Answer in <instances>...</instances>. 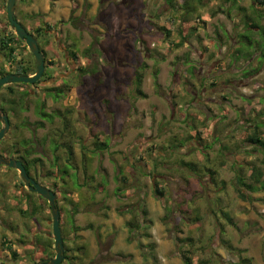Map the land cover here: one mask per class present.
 Instances as JSON below:
<instances>
[{
    "label": "rangeland",
    "instance_id": "374dc122",
    "mask_svg": "<svg viewBox=\"0 0 264 264\" xmlns=\"http://www.w3.org/2000/svg\"><path fill=\"white\" fill-rule=\"evenodd\" d=\"M132 1L130 7L126 0L105 3L108 13L105 22L102 21L100 11L105 5L100 6L99 0L17 1V18L27 29L41 22L45 25L47 21L57 26V35H52L48 43L43 44L41 38L40 41L48 58H54L51 67L59 78L75 67L68 63L71 58L66 55V47L74 48L79 53L77 65H86L89 59L83 57L82 52L98 37L100 40L96 46L103 54L100 58L103 81L94 94V103L102 106V112L94 117L89 114V119L75 121V125L79 127V133L89 148L101 131L109 135V152H104L103 156H92L90 161L88 159L90 168L85 175L80 167L82 151L79 144L75 145V166H79L77 181L81 186L75 184L71 177L63 185L60 182L62 175L56 174V178L52 176L46 180L39 176V182L52 190L54 181H58V205L63 208L60 207L61 213H64L61 228L63 238L68 239L64 242L69 254L62 264H184L182 250L189 248L200 258L217 260L215 264H233L243 256H248L254 264H264V175L262 183L250 178L253 165L264 168V150L255 149L250 142L245 141L250 120L256 118L264 124V38L262 40L259 28H253L254 33L248 38L245 15L250 21L262 26L264 16L260 18L253 11L252 5H256L253 0H177L179 6L187 3L183 5L189 11L190 19L184 21L181 15L184 11L181 9L176 12L174 22H171L168 20L169 11L165 0ZM4 2L0 0V32L3 29L9 30L5 25L8 16L3 9ZM48 4L51 8L44 12L43 7ZM239 7L246 8L245 15L238 10ZM32 15H36L34 20L28 18ZM73 16L79 18L75 25L71 22ZM164 24L172 29L171 36H166L160 29ZM245 34H248L245 40L250 39L253 45L240 40ZM184 35H187V39ZM182 40L183 43L175 45L174 42L177 44ZM236 49L242 51L240 57L234 55ZM142 63L147 64L142 84L148 94L146 98L136 96L132 90L134 69ZM5 68L12 70L8 62ZM86 78V87L79 83L58 101L48 98V110L72 107L75 110L73 117H77V110L84 106L83 102L87 98L85 91L95 84L91 75ZM116 79H124V82L117 83ZM213 82L216 84L213 85ZM47 84L58 83L48 80ZM28 87L32 90L34 88L27 85L26 89ZM3 89L0 90V98L7 96L6 87ZM177 104L181 105V111L188 106V111L211 119L208 128L203 126L202 139H199V146L203 147L205 154L196 150L193 146L195 141L170 148V143L176 139L189 133L196 134L186 123L180 122L184 117L177 115ZM26 115L31 121L38 119L32 111L14 119L15 126H11L10 134L5 143L0 144V149L17 142L24 135L30 136L27 128L20 127ZM50 128L49 123L46 128H40L38 137L47 134ZM214 128L217 130L213 131ZM204 143L211 144V147L204 149ZM159 144H165L161 147H164L165 152H172L171 157L162 159L164 152ZM151 146H154V151L150 150L153 154L151 157L154 160L161 158V162L165 163L156 167L154 160L149 158V167L145 163L136 162L134 168L131 164L134 162L133 154L146 153ZM47 152L50 160L46 166L55 172L51 164L53 155L50 149ZM206 154L210 159L208 164L218 170V181L224 183H214L209 189L213 192H210L196 181L195 190L198 193L187 192V196H194L193 206L196 203L202 207L200 220H195L194 215L191 217L192 212L182 211L178 214L180 217L168 219L171 223H160L157 220L156 224L155 219L145 220V226L132 233L126 221L120 223L118 212L133 202H141V206H145L146 201L145 207L150 205L151 212L158 216L157 210L153 208L157 207L152 192L153 172L157 175L160 170L168 169V185L175 195L174 191L180 184L186 183L179 175L180 168L176 167L180 159L201 160L204 165ZM120 167L135 175L132 186L123 191H117L121 190V183L116 180ZM240 167H243V171ZM95 169L98 173L94 172ZM142 169L148 175H142ZM175 170L177 172L172 173ZM240 171L259 190L250 191L240 186L237 181ZM92 174L94 178H91ZM202 176L205 185L210 178L209 173L205 172ZM62 186H66V189ZM239 186L247 195L246 199L240 195ZM101 188H105L104 191ZM65 190L67 197L63 193ZM29 191L21 184L17 170L0 166V263L34 264L36 259L55 255L51 210L47 201L39 199L43 208L38 215L25 217L21 213V209L33 207V203L25 197ZM218 196L222 198L221 202H215ZM211 199L213 205H216L213 208L219 212L224 205L233 217L232 222L223 217L219 223L212 212L206 213ZM181 204L180 208L183 207ZM75 205L78 206V212L74 221L82 227L77 232H74L64 212L66 207L72 208ZM169 210V213L173 212L171 208ZM136 211L141 213V209ZM89 224H93V228H84ZM223 226L225 231L221 234L220 227ZM36 234L53 240L50 250L42 251ZM3 235L11 240L12 249L4 245ZM188 236L193 237V245L190 241L178 240ZM223 239H228L237 248L236 251H229L228 243H224ZM13 250L18 252L17 259Z\"/></svg>",
    "mask_w": 264,
    "mask_h": 264
},
{
    "label": "trees",
    "instance_id": "16d2710c",
    "mask_svg": "<svg viewBox=\"0 0 264 264\" xmlns=\"http://www.w3.org/2000/svg\"><path fill=\"white\" fill-rule=\"evenodd\" d=\"M4 1L5 2L3 4V9L7 12L6 10L7 1L6 0ZM31 1L32 0H20V3L22 2L30 3ZM126 1L129 7L133 4L132 0H126ZM253 1L256 5H252V9L253 11L256 12L257 16L260 15V18H261L262 16H264V0H253ZM107 2L112 3L114 2V0H99L100 6L105 5V3ZM165 3L169 11V15H168L169 21L174 22L176 12L178 13L181 9L184 11L181 14L184 21H187L190 19L189 11L183 5V4H187L186 2L182 3L181 6L178 5L177 0H165ZM87 6L90 7V4L87 3ZM261 6H263V8ZM104 8L100 9L101 16H102L101 18L103 22L106 21V17L108 15V13L106 12L107 11L106 5ZM238 10L244 15L247 12L246 8H243V7H239ZM245 16H246L245 18L247 19L246 30L249 31V35L245 34L239 37L241 41L248 42L249 45L250 44L253 45L252 41H250V39L249 41L245 40V37H247L248 35V38H251L253 28H259L260 29L259 34L263 40L264 26H262L261 24H258V22L250 21V18H248L247 15ZM28 18L34 20L36 18V15L28 16ZM78 20H79L78 17H75V16L71 17V22L73 25H75ZM5 25H7L9 30L3 29L0 32V76L11 73V72L18 73V74H33L36 71V62H35V57L33 53L29 50L26 43L22 39L19 38V36L15 33V31L10 29L9 19L6 21ZM160 29L166 33V36H171L172 29L168 28L166 24H164L163 26H160ZM28 30L31 33H33L35 37L37 38V40L39 41L41 50L45 55L47 70H45L43 77L33 84L20 82V83H9V84L2 86L0 90L3 91L5 90L3 88L6 87L7 96H3L0 98V101H1L0 107H2L4 111L9 115L12 127L13 125L15 126L14 119H18L20 116H22L23 113H28V111H30L32 108L34 109L33 112L38 117V119L31 121L26 115L25 119L22 122H20V127L27 128V130L30 131V136L24 135L17 142L1 147L0 151L6 154H9L12 157H16L18 159L23 160L28 172L30 173L32 172L33 176L37 180H40V177H43L44 180L52 176L56 178V174H58V175H62L61 177L62 180H60V182L63 185L64 183L66 185V183H68V180H69L68 177H71L75 184H77L78 186H81V184H78V181H77L79 166L77 165L75 166V161L77 159L75 145L79 144L80 149L82 151L81 152L82 153V159H81L82 165L80 164V167L82 166V169L84 170L85 175H87L88 170L90 168V165H88L87 160L89 159L90 161L92 159V156H95V155L103 156L104 152L105 153L109 152V147H110V143L108 141L109 139H107L109 138V135H105L103 131H101V133L95 136L93 146L89 148V146L85 143V138H83L82 135H80L79 133V127L75 125V121L78 122L80 121V119H89L87 116L89 114L92 117H94L95 115H98L102 112V106H97L94 103L95 91L99 87H101L102 81H103L102 79L103 72H102L101 62H100L101 61L100 58L102 59L103 54H102L101 49L96 46V44L99 43L100 39L98 37H95L92 43L83 50L82 56L89 59L86 65H82L81 63H78V67L76 68V70H71L68 74H66L63 80V84L46 85V84H43L41 81L42 79L49 80L52 77V71L49 70L48 67H50V65H54V61L53 59L48 58V53L46 49L44 48L43 44L48 43L52 35L54 36L57 35L56 34L57 26L49 22H45V25H44L41 22L40 24H37L35 27H32V29L28 28ZM181 33L183 34V32ZM40 38L44 40L43 44L41 43ZM184 38L187 39V35L186 36L184 35ZM183 41L184 40L177 42V44L176 42L174 43L175 45H179V43H183ZM171 43H172V40H171ZM256 43L258 44L257 41ZM26 50L32 56H29ZM66 52H65L66 55L68 54V56L75 63L79 60L80 56H79V53L76 51V49L71 48V47H66ZM241 52H242L241 50L238 51V49H236V51L234 52V55L240 57ZM6 62H8V64L11 66L10 68L12 69L11 71L6 70L5 68ZM146 67H147V64L145 63L138 65L134 69V76L132 78V90L136 96H140L142 98H146L148 96V94L142 88L144 75H145L144 69ZM190 71H192V68H190ZM75 75L77 76L76 78H75ZM87 75H91V78L94 80L95 84L94 86L91 85V88L85 91V95L87 96V98L83 102L84 106L79 107V109L77 110V117L75 118L73 117V113L75 110L72 107H69L66 110H61L60 108H53L52 110H48L47 108L48 98H52L53 100L58 101L62 96H65L68 92H71L73 87L75 85H78L79 83L83 87H86L87 85L86 76ZM115 81L117 83H120V82H124V79H116ZM212 84L215 85L216 83L213 82ZM27 85L30 87H34L33 90L29 87L28 89H26ZM41 85L45 87H42ZM135 95L132 94L131 97L134 98ZM192 97L194 98L193 95ZM180 107L181 105L177 104V113H178L177 115L184 117V119H182L180 122L186 123L190 129L195 131L196 134L189 133L187 136H184L183 138L179 140L176 139L174 142L170 143L169 146L171 149H174L176 146H182V145H185L187 142L195 141L196 143L193 146H195L197 151L203 153V151L205 150H203V147L201 148L199 146V143H200L199 139H202L201 132H202L203 126L207 127V124L210 123L211 119H206L205 117L203 118L197 112H192L190 110L188 111V108H186L188 106H185L183 111H181ZM175 113L176 112H174V114ZM197 121H199V123ZM47 123L51 125V128L48 130L47 134H44L42 135L41 138H39L38 130L40 128H46ZM108 125H109V122H108ZM263 126H264L263 122L258 121L256 118L254 119V121L250 120L249 122V130L245 134V141L250 142L254 146L255 149L261 148L264 150ZM0 128H1V124H0ZM50 130L52 131L50 132ZM216 130H217L216 128L213 129V131H216ZM51 133H52V136H51ZM9 134L10 132L5 136V138L0 142V144L5 143V140L8 138ZM102 135H104V137ZM214 138L218 140L217 136L216 137L214 136ZM50 140L52 141V143L50 142ZM214 143H217V142L214 140ZM159 145H160L159 147L162 149V153L164 152V156L162 157V159L166 157H171L172 152H165L164 147H161L165 144H159ZM40 147L42 148L41 151L39 150ZM207 147L210 148L211 144L204 143V149H206ZM153 148L154 146H151L149 149H147L146 153L145 152L144 153L139 152L138 154L134 153L132 156L133 157L132 160L134 162L131 163L133 167L135 168L136 162L145 163V165H148L149 167V162H150L149 158L153 159L151 157L153 154H151L150 150L154 151ZM47 149H50V152L53 155L51 164L52 166L55 167V172H53L46 166L47 161L50 160V158H48ZM139 151H142V150H139ZM114 153L115 152H111V154H114ZM165 153H168L169 155ZM203 154H205V152ZM206 157H207L206 158L207 161L204 165L201 163V160H186V158L184 157L181 158L179 163L176 165L177 168H180V173H179L180 177H183L186 181L185 184H180L179 186L180 188L177 190L179 194V195L177 194V196H180V198L182 197L184 198L185 196L184 201H181V203L183 204L180 203L183 207L180 208V204L178 202L177 204L179 206L177 210L184 212V207H190L191 205H193L192 201L195 202L194 196L190 198L187 196L188 194H190V192L196 191L193 188V178L197 181L198 185L203 186V188H206L210 192H213L209 189H210V186H213L214 183L216 185H218L219 183L220 184L224 183L223 181L221 182L218 181L217 175H216L218 173V170L214 165L208 164L210 163L209 162L210 159L207 156V154H206ZM127 159L128 158L126 157V160ZM154 162H155L156 167H158L159 165H162V163H165V162H161V158L159 160L157 159L154 160ZM223 163L224 162L221 161V164ZM183 167H185L186 169H183ZM240 169L241 171H243V167H240ZM166 170L167 171L160 170V172H158L157 175L154 174L153 172L152 188L155 194H157L159 198L161 199V201L163 202V205L167 207V213H168L170 211L169 210L170 208L173 210L172 206L169 207L168 202L173 201L172 199H174L175 195H173V191H171L170 184L168 185V174H167L168 169ZM241 171L237 177L238 184L240 186L246 187L250 191L259 190V187L255 183L248 182L246 180V178L243 176V173ZM94 172L98 173V170L95 169ZM175 172L177 171L175 170L172 173H175ZM205 172L209 173L210 178L207 179L205 185H203L204 184L203 181L205 180L203 179L202 175ZM141 174L145 176V175H148V172L142 169ZM263 175H264V168H259L258 166H255V165L252 166L251 172H250V178L253 179L254 182L262 183ZM136 176L139 178L138 175ZM91 178H94L93 174L91 175ZM134 178H135L134 174L131 175L130 172L129 171L127 172L124 167H120V174L116 175V180H118L121 183L120 185L121 190H117V191H123L125 188L129 187L130 185L132 186V181ZM54 182L55 183H53V190L56 192L58 188L57 187L58 181L55 180ZM21 184L25 185L22 179H21ZM101 185L102 184H100V186ZM240 186L238 188V191L240 195L244 199H246L247 195L241 189ZM62 187L66 189V186H62ZM184 187H187V188L184 190L183 189ZM101 189H103L104 191L105 188H101ZM63 193L65 197H67V194H68L67 191L65 190ZM194 193H198V192L196 191ZM127 195L129 194L127 193ZM131 195L132 194H130V196ZM25 197L27 201H29L30 203H33V207L21 209V213L23 214V216L27 217V216H32V215L33 216L38 215V213H40L41 209L43 208L39 199H45V198H43L41 195L33 191H29L27 194H25ZM35 199H37L38 201L37 200L35 201ZM188 201H191V202L188 203ZM221 201H222V198L219 196L215 200V202H221ZM139 204L142 205L141 202ZM213 204H214L213 200L212 199L209 200L208 208L206 209H208V212L213 213L212 215L217 221H219V223H221V216L225 217L226 220L229 222L233 221V217L229 211L222 209L221 212H219L215 208H213L216 206ZM194 206H193L195 209L194 218L195 220H200L201 219V216H200L201 206L196 203L194 204ZM77 208L78 206L75 205L72 208L66 207L64 210V212L69 218V221L71 222L74 232H77L78 230L82 229V227L76 225L74 221L75 215L78 212ZM196 210H198L197 211L198 213H196ZM171 213L172 212L168 213L169 214L167 215L168 219L172 216ZM62 215H64L63 211L61 213V225H62V219H63ZM145 215H146V210H143L142 216H141V219H142L141 222L137 218H133L129 222H127L130 233H132L136 229L141 228V225H142L141 223L145 221ZM50 216L52 217V212H50ZM38 218H40V216H38ZM84 228H87V229L93 228V224H89L88 226H85ZM220 229H221L220 231L221 234H223V231H225L224 226L220 227ZM36 236L41 245L42 251L46 252L50 250L49 247L53 246V240L48 236H42L39 234H36ZM3 239H4V245L6 244L10 249H12V242L11 240H9L8 236L3 235ZM66 239L64 238V240ZM178 240L180 242L190 241L191 245H193L194 243L193 237H186V238L180 237ZM223 241L224 243H228L227 249L229 251H236L237 248H235V246L231 242H229L228 239H223ZM13 254L16 259L19 257L18 252L16 250H13ZM65 254H66L65 259H68L69 254H68V247L66 246V244H65ZM182 254L184 257V264H194L197 262L201 264H208V263L215 264V262L217 261V260L213 261L211 258L210 259L200 258L199 256L193 254V251L191 250V248L182 250ZM35 259L36 258H34V260ZM41 259H36L34 261V264L37 263ZM0 264H4V263L1 262ZM233 264H254V263L248 256H243L237 262Z\"/></svg>",
    "mask_w": 264,
    "mask_h": 264
},
{
    "label": "water",
    "instance_id": "95a60500",
    "mask_svg": "<svg viewBox=\"0 0 264 264\" xmlns=\"http://www.w3.org/2000/svg\"><path fill=\"white\" fill-rule=\"evenodd\" d=\"M16 4L17 0H7L6 10L9 19L10 27L15 31V33L22 39L29 50L33 53L36 62V71L33 74H18V73H8L0 76V88L9 83H30L33 84L41 79L46 70V60L45 55L41 50L39 41L33 33H31L26 26H24L17 18L16 15ZM0 142L5 138L7 133L11 128V121L9 115L0 107ZM0 165H5L9 168L18 170L22 181L28 190L33 191L45 198L52 212V229L54 235V248L55 256L42 259L35 264H61L66 257L65 254V243L61 228V210L58 206V196L57 193L43 185L39 180L32 177L24 162L22 160L9 157L0 152Z\"/></svg>",
    "mask_w": 264,
    "mask_h": 264
},
{
    "label": "crops",
    "instance_id": "0c3cea01",
    "mask_svg": "<svg viewBox=\"0 0 264 264\" xmlns=\"http://www.w3.org/2000/svg\"><path fill=\"white\" fill-rule=\"evenodd\" d=\"M68 5V4H67ZM16 6H17V4H16ZM51 7H50V4H48V5H46V6H44L43 7V9H44V12H48V10L50 9ZM49 17V16H48ZM48 17H47V19H48ZM48 22V21H47ZM54 59V58H53ZM193 180H194V178H193ZM195 187H196V180L193 182V188H194V190H195ZM180 188V187H179ZM178 188V189H179ZM143 189V188H142ZM177 189V190H178ZM177 190H175L174 192L176 193L175 194V196H174V199H172L173 201H171V202H168V204H169V207H171L172 206V208H173V212L171 213V217L172 218H178V217H180V216H178V214H180V212L181 211H179V210H177L178 209V202H179V200H182V198H180V196H177V194H178V192H177ZM152 192H153V194H154V199H155V201L157 202V207H155V206H153V208L154 209H156L157 210V215L158 216H156L155 215V213H153V212H151V209H150V205L149 206H147V207H149L148 209H147V207H145L146 206V201H144V203H145V206L143 205V206H141L139 203H136V202H133L130 206H125L124 207V210H120L119 212H118V214L121 216V218H119V219H121V222L120 223H122L123 222V220L124 221H126V222H129L131 219H133V218H137V219H139V221L141 222V216H142V211L143 210H146V215H145V220L146 221H153V219H155L156 220V224H157V220L160 222V223H167V222H169V223H171V220H168V218H167V215H169L168 213H167V207H165L164 205H163V202L161 201V199L157 196V194H155V192L153 191V188H152ZM135 193H137V189H135ZM142 195V194H141ZM173 195H174V193H173ZM179 195V194H178ZM192 195L193 194H191L190 196H188L189 198L190 197H192ZM142 197H143V195H142ZM157 199H156V198ZM175 198H177V199H175ZM195 207V206H194ZM194 207H193V205H191L190 207H184V212L185 211H188V213L189 212H192V216L191 217H193V215L195 216V212H194ZM141 209V213L139 214L136 210H140ZM223 209L225 210V208H224V205H223ZM200 210H201V212H202V207H200ZM226 211H228V210H226ZM208 212V210H206V213ZM182 213V212H181ZM201 214V213H200ZM157 218V219H156ZM221 218H223V216H221ZM188 221V220H187ZM125 222V223H126ZM186 222V221H185ZM222 222V221H221ZM142 225H141V227H143V226H145V224H144V222L143 223H141ZM146 225H148V224H146ZM188 237H190V236H188ZM183 238V237H182ZM186 238V237H185ZM156 245V244H155ZM156 249V248H155ZM155 255H156V251H155Z\"/></svg>",
    "mask_w": 264,
    "mask_h": 264
},
{
    "label": "flooded vegetation",
    "instance_id": "af4514ba",
    "mask_svg": "<svg viewBox=\"0 0 264 264\" xmlns=\"http://www.w3.org/2000/svg\"><path fill=\"white\" fill-rule=\"evenodd\" d=\"M70 59H68V63L69 64H71L72 66H75V67H73V69H71V70H76V68L78 67V65H77V63H75L72 59L69 61ZM72 62V63H71ZM52 65H50V67H48V69L49 70H51L52 71V77L49 79V80H51V81H55L56 83H58V84H47V81H48V79H42V83L43 84H46V85H59V84H63V80H64V78H65V76H63V77H58L57 75L58 74H54V69H52V67H51ZM46 67H47V65H46ZM46 70H47V68H46ZM70 70V71H71ZM77 76L75 75V78H76ZM59 78V79H58ZM197 96V95H196ZM48 108V107H47ZM57 108V107H56ZM30 111H34V109L32 108ZM30 111H28V113L30 112ZM0 124H1V122H0ZM1 152V151H0ZM2 154H5V155H7V156H9V157H12V156H10L9 154H6V153H2ZM13 158H16V157H13ZM16 159H18V158H16ZM19 160H21V159H19ZM23 161V160H22ZM0 166H5V165H0ZM5 167H7V166H5ZM8 170H12L13 168H7ZM16 170V169H15ZM18 171V170H17ZM29 174L32 176V177H34L33 176V174H32V172L30 173L29 172ZM35 178V177H34ZM36 179V178H35ZM37 180V179H36ZM26 187V186H25ZM27 188V187H26ZM55 256V255H54ZM49 258H51V257H49ZM42 259H48L47 257H45V258H42ZM41 259V260H42ZM40 261V260H39Z\"/></svg>",
    "mask_w": 264,
    "mask_h": 264
},
{
    "label": "bare ground",
    "instance_id": "6f19581e",
    "mask_svg": "<svg viewBox=\"0 0 264 264\" xmlns=\"http://www.w3.org/2000/svg\"><path fill=\"white\" fill-rule=\"evenodd\" d=\"M158 196V195H157ZM159 197V196H158Z\"/></svg>",
    "mask_w": 264,
    "mask_h": 264
}]
</instances>
